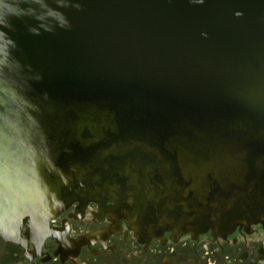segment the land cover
<instances>
[{"label":"water","instance_id":"water-1","mask_svg":"<svg viewBox=\"0 0 264 264\" xmlns=\"http://www.w3.org/2000/svg\"><path fill=\"white\" fill-rule=\"evenodd\" d=\"M129 109L157 134L131 129ZM124 143L143 162L161 152L145 168L158 210L131 187L143 220L171 221L155 235L262 196L264 0H0V236L39 252L74 201L128 188ZM247 205L222 231L264 220Z\"/></svg>","mask_w":264,"mask_h":264},{"label":"rangeland","instance_id":"rangeland-1","mask_svg":"<svg viewBox=\"0 0 264 264\" xmlns=\"http://www.w3.org/2000/svg\"><path fill=\"white\" fill-rule=\"evenodd\" d=\"M90 214L91 211L89 210L88 218L81 220H76L69 214L65 215L69 218L67 220L72 222L74 236L96 229L97 226L92 224L93 220L89 216ZM58 224L62 225L63 220ZM24 229L26 230V228ZM254 231L253 234H249L245 230V233L238 231L227 241L223 238L220 241H215L211 234L201 236L200 240L196 241L188 234L184 235L180 242H176L173 235L169 233L167 236L169 244L159 241L151 251H147L145 246L141 245L140 248H136L138 253L134 254L131 240L136 239L137 236L132 229H129L132 236L129 240H123L119 235L113 239L118 246L120 245L116 253L109 254L110 251L102 250L100 255L90 256L88 252L80 256L79 261L81 263L78 262L77 264H164L162 262L164 257L170 258L173 264H227L229 259H237L238 253L242 250L250 251V264H264V255L259 252L260 247L264 245V227L261 226ZM30 246L28 245V248ZM57 247V242L52 239L49 240L46 251L51 254V260L45 261L42 259L43 257L38 258L34 252L30 251L31 248L28 250L20 243H7L0 238V264H75V262L67 260L62 262L55 253ZM122 247L128 251H122ZM27 252L35 256H28ZM249 263L246 262L245 264Z\"/></svg>","mask_w":264,"mask_h":264},{"label":"flooded vegetation","instance_id":"flooded-vegetation-1","mask_svg":"<svg viewBox=\"0 0 264 264\" xmlns=\"http://www.w3.org/2000/svg\"><path fill=\"white\" fill-rule=\"evenodd\" d=\"M125 202V203H124ZM123 203L119 202L118 204L113 203L111 201L107 202L104 198L102 200H98V202H93V201H88L86 204H83L82 202L79 201H74L68 209L65 211L61 212L59 215L53 217L50 220V227L55 231L57 236L54 237H48L46 240H44L41 244V248L38 252V249L35 248V245L31 242H29L28 245H31L28 250L34 252V254L38 258H42L45 261L46 260H51V254H49L46 247H48V242L49 240H53L54 242H57L58 247L56 248L57 250L55 253H57V256L62 262L70 261V262H75L77 264L79 261V258L82 254H86L89 252L90 256H98L102 253L103 251H110L113 254L116 253L117 250L119 249V246L114 242V238L119 235L123 240H129L132 236L129 232V229H132L137 238L131 240L132 247H133V253L137 254L138 250L136 248H140L141 245L145 246L147 251L153 250L154 246L159 243V241L169 244L168 241V234L170 233L173 235V239L176 242H180L182 240V237L184 235H191L192 238H194L196 241L200 240L201 236H208L212 235L213 239L215 241H220V239L223 238V240H229L236 232H248L249 234H253L255 229H259L261 226L264 227V220L261 222H256V224H239L236 226L235 229H233L231 234H228L225 237L222 236H215L212 229H209L207 232L198 234V235H193L192 233L185 232L186 234H180L176 235L175 233L168 231L165 232L161 238H144V236H141L137 233L136 230H134L132 227H130L127 224L126 219L128 215L125 213V209H130L131 202L130 200L124 201ZM130 205V206H129ZM91 211V219L93 220L94 225H96V229L93 231H90L88 233H82L79 234L78 236H74L72 232V222L67 220L69 219L66 217V214H69L72 218L74 219H86L88 218V211ZM129 211V210H128ZM128 214V213H127ZM66 219V220H65ZM63 220V224L59 225L58 222ZM71 220V219H70ZM261 223V224H260ZM126 226V227H125ZM26 230L24 229V232ZM245 233V232H244ZM89 237V240H86L85 238ZM58 237L66 243H70L71 246L70 249L68 248L67 251H65V255L61 253L62 250V243L58 240ZM247 237V235H246ZM74 241L72 243V241ZM76 241V242H75ZM239 242V240H236ZM235 241V242H236ZM9 243V242H7ZM82 244V245H81ZM73 245V246H72ZM122 251L127 252L128 249L125 247L121 248ZM259 252L264 255V245L260 247ZM33 254V256H35ZM46 255V256H44ZM251 257V253L248 250H242L238 253L237 259H229L227 261V264H245L246 262L249 263ZM36 258V257H33ZM164 264H173L172 260L168 257H164L163 261ZM38 264V263H35ZM108 264V263H106ZM250 264V263H249Z\"/></svg>","mask_w":264,"mask_h":264},{"label":"bare ground","instance_id":"bare-ground-1","mask_svg":"<svg viewBox=\"0 0 264 264\" xmlns=\"http://www.w3.org/2000/svg\"><path fill=\"white\" fill-rule=\"evenodd\" d=\"M124 114H126L128 116L127 119H126V123L131 129H134L136 127V125H139V124H136L139 121L140 123H142V124H140V126H144L145 129L146 128H150V130H149L150 133L157 134L156 132H154V128L152 127V124H150L149 121L146 120L147 116L144 113H137V112H134L131 109H129V110H125ZM148 125H150V127H148ZM124 144H125L124 147L126 149V152H125V154H123V156H125V158L121 159L120 156L117 157L118 155H116L115 158L118 159V161L119 160L121 162H122V160L124 161V163L122 165L123 166V170L122 171H123L124 174H126V176L132 177L134 182L131 181V185L128 188H126L124 191H121V192H118V193L117 192L116 193L115 192L114 193L113 192H111V193L109 192L108 195L104 194L103 191H101V193L103 195V198L105 200H107V202L111 201L113 203L118 204L119 202L123 203L124 201L130 200V202L132 203L131 206L129 205L130 209H128V207H127V209L124 210L126 215H128L127 216L128 219H126L127 224L130 227H132L134 230H136L139 235L144 236V238H154V239L161 238V236L165 232H168V231H171V232L175 233L176 235H180V234H183V233L186 234L185 232L192 233L193 235H198V234H202V233L207 232L209 229H212V231H213L215 236L225 237L228 234L232 233V231H226V232L222 231V229L226 226L224 224L226 223V220L228 219V217H226V216H228V215H232L233 216L235 214V212L237 211L236 209H240L241 211L242 210L243 211H247L249 209L248 208L249 205H247V198H250V199H253V200H257L258 203H261V204L264 203V191L262 192V196L257 191L256 192L258 194L256 193V194H254V196L250 195V196L246 197V196L242 195L241 198L239 199L240 202L238 201L237 204H236V208H233L232 206H230V204L225 203L224 206H222L223 209H224V212H222V213L221 212H217V210H218L217 207L211 206V208H212L211 210L214 211V213H213V217H214L213 218V222H211V225H209V226H207L205 228H200V229L198 228L197 229V226H194V228L192 230H190V231H181L179 228L175 227V228H173L171 230L163 229V233H161L159 235H155L154 232L158 228V226H160V224L162 223L161 222L162 219H163V221H166L167 223L171 222V221L168 220V219H165V217H163V218H154L155 219L154 222H151V221L143 220V218H141L140 214H142V212L143 213L146 212L149 215L150 214L149 213L150 206H152L154 204V206H155L154 209L158 210L156 208V206L159 208L160 207L159 205L162 203L160 200L154 199V196L156 194L155 191L159 192L158 186L155 185V181L153 180V178H151L149 180L148 177H147V174H145V172H146L145 168L146 167H148V169H151V170L153 168H161L160 166L159 167L157 166L159 161H162L161 152H160V150L158 148L154 149L153 152L147 151L146 152L147 154H149V153L153 154V162H150V163H148V161L143 162L142 160L138 159V157H139L138 154L143 155L142 158H145V156H144L145 154H143L144 152L142 153L141 149L139 147L133 146V144H130V145L128 143H124ZM117 168L118 167H113V166L110 167L107 164L106 168H105L107 170V172L105 171V174L108 175L109 171H112L113 169H117ZM164 176H166V174ZM82 179H83V182L81 181L82 183L89 184L88 182H86L84 177H82ZM160 181L162 182V180H160ZM131 187L133 188V191L135 193H137V196H138L137 198L141 199V201H140L141 207L140 208H143V209H141V211L143 210L142 212H140L139 210L136 211L138 200L134 198L133 192L131 190ZM157 196L158 195H156V197ZM169 196H171V195H169ZM173 196L177 197L175 192H174ZM171 198H172V196H171ZM98 200H99V198H96V199H93V200H89V201L98 202ZM79 202H82V201H79ZM87 202L88 201H84L82 203L86 204ZM257 210H259V209H257ZM257 210H256V212H257ZM155 213H156V211H155ZM152 214H154V212L151 213V216H152ZM247 216L249 217V215H247ZM216 218H219L220 220L219 221L217 220V221L214 222V219H216ZM248 220H250V219H245L244 220L245 221L244 223L246 225L248 224ZM251 224H254V223H251ZM227 225H230V224H227ZM44 228L45 227H41V231L39 230V235H41V233H42L41 237L43 236V232L45 231ZM47 230H48V228H47ZM23 232H24V229H23ZM20 236L25 237V239L28 241V243L25 244V246H23L20 242H17L15 240H10V239L4 238L2 236H0V238L3 241H5V242L20 243L21 246H23L25 248L28 247L29 242H31L33 244L36 243V242L34 243V239L30 235H20ZM48 237H54V236L48 235V236H46L45 240ZM54 238H56V237H54ZM85 239L89 240V237H86ZM58 240L61 243L63 242V244H64L63 250L67 251L68 248L70 249L71 246H69V245H71V244L69 242L66 243V241L60 239L59 237H58ZM35 245H37V243ZM26 254L28 256H33L32 253H28L27 252Z\"/></svg>","mask_w":264,"mask_h":264}]
</instances>
